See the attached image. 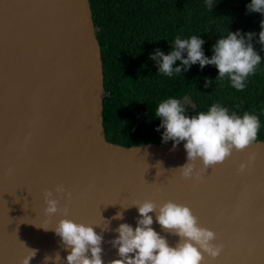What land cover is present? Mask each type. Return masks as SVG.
Wrapping results in <instances>:
<instances>
[{"label": "water", "instance_id": "95a60500", "mask_svg": "<svg viewBox=\"0 0 264 264\" xmlns=\"http://www.w3.org/2000/svg\"><path fill=\"white\" fill-rule=\"evenodd\" d=\"M102 60L88 0H0V264H67L54 230L62 219L95 227L104 264L120 259L111 241L140 218L133 204L188 206L223 246L206 264H264V140L233 152L199 179L177 171L184 143L122 146L106 140ZM241 164H246L240 172ZM195 175V173H194ZM67 191L45 215V193ZM71 193V198L67 196ZM68 209V216L63 209ZM123 213V219H114ZM153 228L175 247L179 237ZM22 242V243H21Z\"/></svg>", "mask_w": 264, "mask_h": 264}, {"label": "trees", "instance_id": "16d2710c", "mask_svg": "<svg viewBox=\"0 0 264 264\" xmlns=\"http://www.w3.org/2000/svg\"><path fill=\"white\" fill-rule=\"evenodd\" d=\"M96 38L100 46L104 98L102 118L107 141L122 145L164 143V129L155 111L162 101L179 99L189 117L221 104L243 116L259 117L257 140H264V46L258 43L264 16L249 13L251 0H88ZM255 33L252 44L261 63L244 90L231 86L229 79L218 80V69L193 65L181 75L158 74L150 55L159 49L172 51L177 36L193 35L205 41L203 51L211 59L212 48L229 32ZM186 58V55H185ZM178 61L173 67H179ZM206 80L212 81L205 87ZM170 142V141H169Z\"/></svg>", "mask_w": 264, "mask_h": 264}, {"label": "clouds", "instance_id": "9594fccd", "mask_svg": "<svg viewBox=\"0 0 264 264\" xmlns=\"http://www.w3.org/2000/svg\"><path fill=\"white\" fill-rule=\"evenodd\" d=\"M206 6L213 10V0H206ZM249 13H259L264 16V0H251L247 5ZM258 43L264 46V20L260 24ZM255 33L242 34L240 31L229 32L226 38H219L213 46L211 59L203 51L204 40L193 35L188 39L177 36L172 43V51L164 54L159 49L150 55L156 61L158 74L172 77L188 71L193 65L199 64L201 69L213 65L218 69V80L229 79L231 86L242 91L247 86L248 78L255 74L261 63V56L254 49L252 40ZM186 55V58H185ZM179 67H173L177 62ZM212 83L206 80L205 87ZM185 108L179 99L169 98L159 103L155 117L161 121L159 132L164 129L162 141L174 142L175 149L184 143L188 163L178 169L185 179H199L200 174L196 169V162L200 161L205 169L215 167L229 159L233 152L247 150L258 138L261 127L259 117L245 112L243 116L221 104H213L207 112H200L195 116H187ZM246 164H241L240 172H244ZM195 173V175H194ZM66 189L57 186L55 193L51 190L45 193V215L55 216L61 211L60 199L55 194H60L63 199ZM70 199L71 193L67 192ZM131 207H136L140 218L135 229L127 224H121L116 231L118 238L111 241L113 247L118 249L120 259L111 261V264H206V255L212 260L220 258L223 246L214 243L216 234L199 225V219L192 210L183 204L173 201L158 205L152 200L143 203L137 202ZM68 209H63V215L68 216ZM158 223L162 230L179 237L175 247L169 245L168 240L161 236L152 226ZM114 219H123V213H117ZM45 231L54 230L61 238L66 250L67 264H104L102 259L103 236L97 234L95 227L83 223H76L70 219H62L54 229L40 227ZM22 243V242H21ZM21 264H31L38 250L28 248ZM51 257H46L45 264ZM57 264L60 256L56 255Z\"/></svg>", "mask_w": 264, "mask_h": 264}]
</instances>
